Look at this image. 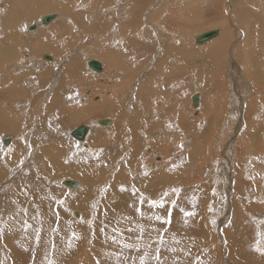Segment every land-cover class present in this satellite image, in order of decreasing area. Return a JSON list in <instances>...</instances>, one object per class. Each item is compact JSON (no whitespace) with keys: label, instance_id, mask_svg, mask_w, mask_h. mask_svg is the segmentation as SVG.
<instances>
[{"label":"rangeland","instance_id":"374dc122","mask_svg":"<svg viewBox=\"0 0 264 264\" xmlns=\"http://www.w3.org/2000/svg\"><path fill=\"white\" fill-rule=\"evenodd\" d=\"M22 1L27 3L22 17L0 10V32L5 31L0 46L11 43L9 50L0 47V80L8 71L14 81L0 96V117L7 115L0 124V264H264V10L251 8L252 0H102L101 7H96L100 0H90L94 9L89 0H51L48 9L33 13L38 0ZM52 13L58 15L52 26L40 23L41 15ZM91 13L96 23L88 22ZM69 15L81 24L69 21L67 27ZM30 22L39 35L27 32ZM49 26L56 28L45 30ZM133 28L144 32L140 40L130 35ZM213 28L220 29L217 36L194 43L197 34ZM148 30L156 45L147 40ZM222 30L228 44L219 48ZM44 36L57 41L45 43ZM92 41V56L74 61L76 51ZM97 50L109 59L97 57ZM45 54L53 60L40 56ZM93 58L102 68L89 67L91 73L106 74L100 80L86 69ZM123 69L132 74L122 77ZM38 75L35 100L27 81ZM20 76L28 84H20ZM153 80L160 97L157 106L153 98L154 110L150 104L147 111L129 109L122 100L131 101L138 91L142 105L141 93ZM165 92L170 99L181 93L182 99L178 95L169 108L162 102ZM194 93L200 94L196 107ZM25 103L29 116L22 125L15 118L22 117L17 108ZM171 109L173 118L167 119ZM43 117L45 125L38 128ZM99 119L110 123L98 124ZM79 125L87 132L76 140L70 131ZM160 126L168 128L165 133ZM34 136L41 142L34 144ZM6 137L14 142L5 146ZM105 154L111 156L109 167ZM47 161L54 164V177ZM63 168L70 176L59 173ZM80 172L94 183L92 191L65 205L82 186ZM150 175L156 178L147 182L151 194L130 189L134 178ZM65 179L78 186L63 184ZM124 192L117 203L111 200Z\"/></svg>","mask_w":264,"mask_h":264},{"label":"bare ground","instance_id":"6f19581e","mask_svg":"<svg viewBox=\"0 0 264 264\" xmlns=\"http://www.w3.org/2000/svg\"><path fill=\"white\" fill-rule=\"evenodd\" d=\"M30 1V0H29ZM40 0H38V2H39ZM37 2V3H38ZM41 2V1H40ZM60 2H61V0H60ZM112 2H114V0L112 1ZM37 3H34L33 4V6H31V8L33 9V13H36L38 10H40L41 9V7H43L44 9H48V6L50 5V4H52V1L51 0H42V2H41V4L40 5H37ZM64 3V2H63ZM91 3H93V0H91ZM79 4V2L78 1H76L75 2V5H76V7H78V6H80V5H78ZM3 5V6H2ZM101 5H104L103 4V1L102 0H100L98 3H97V5H96V7H101ZM250 5H251V8L253 7V9L254 10H264V0H252V3H250ZM5 6H7L6 8H5ZM27 6V3L26 2H23L22 0H0V10H4V8H5V10H12L14 13H15V15L16 16H18V17H22L23 16V12L21 11V10H25V7ZM85 6V4L83 5V6H81V7H84ZM89 6L92 8V9H94L91 5H90V0H89ZM105 6V5H104ZM30 8V7H29ZM30 8V9H31ZM62 8V7H61ZM97 9V8H96ZM108 9H110V7H108V8H105V7H103L102 6V10H108ZM62 10H64V8H62ZM102 10H99V11H102ZM131 11H130V14H132L133 15V13H134V11H136L137 9H136V7L135 6H132L131 7V9H130ZM27 11H29V10H27ZM140 11V10H139ZM143 12V11H142ZM181 14V13H180ZM57 17H58V15H56ZM91 17L90 18H92L93 17V19H96V16H94V14H92L91 13V15H90ZM263 16H264V14H263ZM57 17H55V19L57 18ZM176 17H178V16H176ZM67 19H68V21H67V27H69V25H70V22H71V25H73V26H75V27H78L77 26V24H81L80 23V18L78 17V16H71V15H69V16H67L66 17ZM183 18V17H182ZM55 19H53L52 21H50L49 22V24L51 25L52 23H53V21L55 20ZM184 19H185V17H184ZM107 22H110V21H112L111 20V18L110 17H108L107 19ZM181 20V19H180ZM70 21V22H69ZM132 21V20H131ZM184 21V20H183ZM185 22V21H184ZM185 23H183V25H184ZM52 26V25H51ZM51 26H49V27H47L45 30H47V31H52V30H54L56 27L55 26H53V27H51ZM74 27V28H75ZM28 29H30V31H28ZM26 30H27V32L29 33V34H31L32 36L33 35H39V32H38V29H37V25L33 22V23H28L27 24V26H26ZM101 31V27L99 28L98 27V31ZM143 30H145V29H143ZM223 32L219 35V37L217 38V42H220L219 43V45H218V47L220 48L221 47V45L223 44V45H225V46H227V44L225 43V41H223V39L226 37V33H227V31L226 30H222ZM133 34H135V36H137L138 38H139V40L143 37V35H144V32L143 31H140V30H137V31H134V30H132L131 32H130V35H132L133 36ZM198 35V34H197ZM44 41H45V43H51V42H56L57 40H56V38H54V37H51V36H44ZM223 41V42H222ZM215 42V41H214ZM136 43V42H135ZM134 43V44H135ZM216 43V42H215ZM138 45V44H137ZM133 46H136V45H133ZM214 46H216V45H214ZM213 46V47H214ZM244 47H247V49H248V45L246 46L245 45V42H244ZM128 48H131L130 46L128 47ZM222 48V47H221ZM224 48V47H223ZM38 49H42V47H40V46H38ZM132 49V48H131ZM135 50V49H134ZM130 51H132V50H130ZM212 51L214 52V54H217V49H213L212 48ZM137 53H138V51H136ZM131 53V52H130ZM46 55V54H45ZM45 55H43L42 57L45 59ZM97 57H99V58H101V59H109L108 58V56H105L103 53H101V51H99V50H97V53L95 54ZM132 55V54H131ZM138 55H139V53H138ZM46 56H48L45 60H53V58L50 56V55H46ZM216 57H217V55H216ZM215 57V58H216ZM213 58V57H212ZM218 58V57H217ZM89 61H91V60H89ZM88 61V62H89ZM94 61H96V60H94ZM96 62H98V61H96ZM216 62H217V59H216ZM218 62H219V60H218ZM220 62H222V61H220ZM98 64L100 65V68H98V69H94V68H92L91 66V68L92 69H94V70H96V71H100L101 70V68H102V66H101V64H100V62H98ZM89 65V64H88ZM212 66V65H211ZM126 69V68H125ZM125 69H123V74H122V77H125L126 75H128V76H130L132 73L130 72L129 74H126V71H124ZM138 72H140V71H135V75L138 73ZM176 72V71H175ZM174 72V73H175ZM181 73V71L180 70H178V72H176L175 74H178V73ZM199 72H201V71H199ZM208 72H210V71H208ZM183 73V72H182ZM201 74H203V73H201ZM171 76H173V75H171ZM179 77H180V74L178 75ZM177 75H176V77H178ZM182 76V75H181ZM174 77V76H173ZM178 77V78H179ZM203 77V76H202ZM210 77V76H209ZM172 78V77H171ZM177 79V78H176ZM180 79V78H179ZM187 80V79H186ZM207 80V79H206ZM210 80V79H209ZM36 81H39V79H36ZM31 83H32V80H31ZM178 83V82H177ZM39 86V85H38ZM40 89V88H39ZM167 91V90H166ZM171 93V92H170ZM169 95L170 94H167V93H165L164 95H163V99H162V102H164V103H166L168 106H169V108H171L170 106H172L171 104V101H174L176 98H177V100H178V95L181 97L180 99H182V95H181V93H178V92H176L175 94H174V98H172V99H169ZM23 97H24V95H23ZM179 99V100H180ZM169 103H170V105H169ZM175 103V102H174ZM22 104V103H21ZM24 104V103H23ZM22 104V105H23ZM25 105H26V103H25ZM24 105V106H25ZM174 105V104H173ZM183 104H182V102L180 101V102H176V106H178V108H180L181 106H182ZM27 106V105H26ZM26 106H25V108H26ZM24 108V109H25ZM93 110H94V108L93 107H91ZM23 109V111L22 112H25V110ZM28 109V108H27ZM172 110V109H171ZM103 111H107V109L104 107V110ZM173 111H174V109L172 110V111H169L168 113H167V115H166V118L168 119V115L171 117V118H173ZM35 112V111H34ZM29 115V114H28ZM205 117V116H204ZM202 119V118H201ZM205 120V119H204ZM168 121V120H167ZM170 121H172V120H170ZM202 121H203V119H202ZM162 129L161 130H163L162 131V134H163V132H164V130H166V129H168V128H165V127H163V126H160ZM155 129H156V127H154ZM158 129H160V128H158ZM36 132V131H35ZM34 132V133H35ZM153 132V131H152ZM158 132H159V130H158ZM157 132V134H161V133H158ZM161 132V131H160ZM167 132V131H166ZM165 133V132H164ZM196 137H197V135H195ZM169 137V136H168ZM7 138H9V140H10V142H11V138L10 137H7ZM118 138V137H117ZM204 139V138H203ZM116 140V139H115ZM117 140H119V139H117ZM2 142H3V140H1ZM91 141V140H90ZM196 141H197V139H196ZM11 143H13V141L11 142ZM114 143V142H113ZM3 144H4V142H3ZM6 144V143H5ZM4 144V145H5ZM7 145H9V143L7 144ZM93 145L94 146H96V148L98 149V146H101V144L99 143V142H94L93 143ZM113 145V144H112ZM6 146V145H5ZM100 148V147H99ZM110 148H112V147H109V149ZM105 149V148H104ZM113 149V148H112ZM108 150V149H107ZM103 151V150H102ZM102 153V152H101ZM99 154H100V152H99ZM108 164V163H107ZM227 164H229V163H227ZM71 165H73V164H71ZM78 164H76V166H77ZM109 165V164H108ZM107 165V166H108ZM110 165H111V163H110ZM254 165V164H253ZM75 166V167H76ZM126 166H127V164L125 163L121 168H120V171L121 172H123V171H125L126 170ZM75 167H73V169L72 168H70V169H72V170H74V168ZM83 167H84V164H83ZM253 167V166H252ZM64 169V168H63ZM77 170L78 169H82V166H80V164H79V166H77V168H76ZM75 169V172L77 171ZM69 172L70 170L69 169H64L63 171H60L59 170V173H64V172ZM83 171H84V169H83ZM135 170H133L132 169V172H134ZM78 172V171H77ZM82 172V171H81ZM77 173L80 177H82L81 179V183H82V186H81V188L80 189H77V190H72L73 191V195L72 196H75V198H73V199H67L66 201V203H65V205H67V204H71V203H76L82 196H84L85 194L87 195V194H89L91 191H92V181L90 180V182H88L87 181V179L88 178H84V176L82 175V173ZM85 172V171H84ZM70 173V172H69ZM72 173H73V171H72ZM85 175H86V173H85ZM1 178V177H0ZM154 179H156L154 176H152V175H150V176H148V177H146V178H144V182L146 183V186L144 185V183H143V180L139 177V180H137V179H133V181L135 182V183H132L131 184V187H130V189H135V184H136V182L137 183H140L141 185H138V184H136L137 186H139V190H140V192H141V190L143 191H145V193H143L142 192V194H145V196H147V194H151L152 192V190H153V188H151V186L150 185H148L147 184V182H149V181H152V180H154ZM71 181H73V180H71ZM258 182H259V187H261L262 186V181H261V178L258 180ZM94 184V183H93ZM253 184H255L256 185V183H253ZM121 189L122 190H124V188H122L121 187ZM264 189V188H263ZM109 190H111L110 188H108V191ZM111 191H113V190H111ZM261 191V190H260ZM263 191V190H262ZM261 191V192H262ZM263 193V192H262ZM110 195H114V194H110ZM124 195H127L125 192H124V194L122 193L121 195H117V200L115 201V203H117L118 201H119V199H121L122 198V196H124ZM71 196V197H72ZM64 202H65V200H63ZM103 204V203H102ZM101 204V205H102ZM104 204H106V202H104ZM102 206H104V205H102ZM77 213L78 212H75V216H77ZM214 215V214H213ZM50 218V217H49ZM64 219V218H63ZM60 230V229H59Z\"/></svg>","mask_w":264,"mask_h":264},{"label":"crops","instance_id":"0c3cea01","mask_svg":"<svg viewBox=\"0 0 264 264\" xmlns=\"http://www.w3.org/2000/svg\"><path fill=\"white\" fill-rule=\"evenodd\" d=\"M7 6H5V8H6ZM69 14H71V13H69ZM5 16H8V14H6ZM42 16V15H41ZM41 16H40V18H41ZM86 16H87V14H86ZM1 19H2V17H0ZM5 20L6 19H8L9 20V17H6V18H4ZM88 22L89 23H96V20L93 22V20H91V18H89L88 19ZM140 22H138V23H136L135 24V26L136 27H141V23L139 24ZM11 25V24H10ZM5 26L6 27H9L10 29L12 28V27H10L8 24H5ZM139 27H138V29H139ZM3 28H4V26H3ZM16 33L17 34H19V30H18V27L16 28ZM57 30H59L60 31V35L61 36H64V33H62V31L60 30V29H57ZM133 30H134V28H133ZM154 33V32H153ZM147 40H151V39H153L154 40V42L153 43H155V45H156V39H155V37H153V35H149V30L147 31ZM0 35L2 36V40H4V38H5V31L3 30V31H1L0 32ZM154 35H156V33H154ZM86 36H88V34L86 33ZM61 39V38H60ZM64 41V40H63ZM67 42H68V44H72V42L71 41H69V39H67L66 40ZM65 41V42H66ZM79 41L81 42V40L79 39ZM9 42V40H7V43ZM82 43V42H81ZM80 43V44H81ZM95 44V41H92V42H88V43H86V45H83V46H81L77 51H76V53H75V57H74V61H77V60H79L82 56L83 57H85L86 59L87 58H89L90 56H92V55H89V54H91L90 52H92V51H94V49H95V47L93 46ZM7 44H5L3 47L2 46H0L1 48H6L7 50H9L10 49V47H11V43L10 44H8V47L6 46ZM69 45V46H70ZM68 46V47H69ZM145 46H147V42L145 43ZM101 47V46H100ZM85 48V49H84ZM88 48V51L89 52H87L86 51V49ZM121 50H122V48H121ZM123 51V50H122ZM118 53V52H117ZM124 53V52H123ZM128 53V51L125 49V54H127ZM40 56H43V55H40ZM86 59H85V61H86ZM13 60V59H12ZM89 60V59H88ZM93 60H95L94 58H93ZM98 61V60H97ZM139 61H142L141 59L139 60ZM11 62V61H10ZM86 63V62H85ZM100 64H102L101 62H100ZM87 66V71L91 74V75H93L95 78H97L98 80H100V79H102L104 76H106V74L105 73H103V74H96V73H94L93 74V72L91 73V71L89 70V67H90V65H86ZM3 69H6V71H7V67L6 68H3ZM18 69H21L20 67L18 68ZM17 69V70H18ZM16 71V70H15ZM11 72H14V71H11ZM39 72V71H38ZM77 72H79V70L77 71ZM7 74H6V76H4V78H3V80H0V84L2 85H4V87L5 88H3V90H2V88H0V96L2 95V92H6L7 91V89H8V87L10 86L9 84H13V82H12V80H10L9 78H11L10 77V75L8 76V71L6 72ZM3 74V73H2ZM39 79V75L36 77V79ZM65 77H62L61 76V82H62V79H64ZM1 79V78H0ZM20 79H21V82H20V84H23V83H25V84H30V86H32L31 87V89H30V94H32L31 95V97H36L37 96V94H39L38 92L37 93H35L36 91H38L39 90V88H41V85L39 84V81H34V80H32V85H31V80H29V81H27L28 83H26V81H25V79L22 77V76H20ZM152 79V78H151ZM14 80V79H13ZM96 82H98V81H96ZM155 81L153 80V82L152 81H150V84H149V86H147L146 87V89H145V91H143L141 94H143V97H142V100H145V102H142V105H140L139 106V102H138V100H137V95H138V91H136V92H134L133 93V95H132V97H131V101H127L126 99H123L122 101L124 102V101H126V104L125 105H127V106H129L128 108L130 109V108H132L133 107V109L135 110V108H136V106H137V108L138 109H142L143 107V109L144 110H146V108H145V105L147 106V108H148V106H149V104L153 107V108H150L149 110H154V108L157 106V101H159L160 100V97H158L157 98V94L154 92L155 91V89H154V87L156 86V83H154ZM41 84H44V81L43 80H41ZM92 84H94V83H92ZM39 85V86H38ZM152 85H154V87L152 86ZM60 86H62V85H60ZM152 88V89H151ZM10 89V88H9ZM148 89H150V92L149 91H146V90H148ZM14 90V88H11V92H9L8 93V95L9 94H11L12 92H14L13 91ZM154 90V91H153ZM60 89H58L56 92H55V94L56 95H58V94H60ZM35 93V94H34ZM147 95H146V94ZM166 93V92H165ZM168 94V93H167ZM6 95V94H5ZM164 95V94H163ZM163 95H161V98H162V96ZM10 96V95H9ZM170 97V96H169ZM138 98H140V96L138 97ZM153 98H155L154 99V103H155V105L153 104ZM14 99V98H13ZM17 99V98H16ZM37 99V97L35 98V100ZM56 99H57V106L58 107H60L61 105H62V99H60V95H58V96H56ZM170 99V98H169ZM12 100V99H11ZM97 100L100 102V99H98L97 98ZM9 101V100H8ZM17 101V100H16ZM151 102V103H150ZM17 103H19V102H17ZM17 103H15V104H17ZM171 103H172V101H171ZM9 104V103H8ZM7 104V105H8ZM144 104V105H143ZM4 108L6 107V108H10L9 106L7 107L6 106V101H4ZM12 105V104H11ZM13 105H14V103H13ZM35 107H37L38 109H39V106H40V102L39 101H36L35 102ZM45 105H48V104H45ZM169 105H170V103H169ZM171 105H173V103L171 104ZM161 106V105H160ZM167 106V105H166ZM170 107H172V106H170ZM25 107H20V108H17V110H19L20 111V113L22 114V117H16L15 119H16V121H17V123L19 122V121H21V124L22 125H24L25 124V122H26V120H27V118H26V116L28 117L29 115H28V112H29V106H26V108L24 109ZM28 108V109H27ZM57 108V107H56ZM161 108V107H160ZM21 109H24L25 110V112L24 113H22V111H21ZM6 110V109H5ZM50 110H52V109H50ZM54 111V114L56 115V113H55V110H53ZM68 111H70V110H68ZM67 111V112H68ZM147 111V110H146ZM13 112V111H12ZM37 112V111H36ZM7 113V112H6ZM58 113L59 114H61L59 111H58ZM153 113V112H152ZM13 115H15L14 113H12ZM75 114V111H70V116L71 115H74ZM151 114V113H150ZM55 115H54V118H53V121H54V119H55ZM62 115V114H61ZM152 115V114H151ZM7 115H1V117H0V124H3L2 123V119L4 118V117H6ZM23 116H25V117H23ZM148 116H150V115H147L146 117H147V120H149L150 121V119L148 118ZM153 116V115H152ZM5 120V119H4ZM42 122H40V121H38V125H37V127L38 128H40V125L42 126V125H45L43 122H45L44 121V117H43V119L41 120ZM73 121H74V119H73ZM139 122V121H138ZM124 123V122H123ZM144 123V122H143ZM31 124V123H30ZM59 123L57 122V124H55V125H57L58 126V131H59V133L60 132H62L61 131V127L63 126H60V125H58ZM138 124V123H137ZM64 127V126H63ZM63 134H65L64 132H62ZM108 135L109 134H114V132H112V133H107ZM115 135H113V137H114ZM11 138V142L13 141L14 142V138L13 137H10ZM110 138H112L111 136H109V139ZM5 140H8L7 142L5 141ZM32 140H34V144L35 143H39V142H41V140L40 141H37L36 140V138H35V136L33 137V139ZM58 140H60V138L58 139ZM3 142L4 143H6V144H10L11 142H10V140H9V138H3ZM55 145H56V147H57V143H55ZM46 149H44L43 151H45ZM59 151H60V149H59ZM102 154V157L104 156V154L103 153H101ZM134 154H135V147L134 146H132V148H131V150H130V154H129V157H130V159H132V158H134L133 156H134ZM110 155H106L105 154V159H104V161H108L109 159H110ZM29 158V157H28ZM31 160L32 161H34V159H33V157L31 158ZM61 160H62V158H61ZM113 160V159H112ZM35 162V161H34ZM68 162H70V160L68 161ZM47 163V168H49V169H52V173L50 174V177H54V174H55V172L56 171H54L53 170V166H54V164L52 163V162H46ZM105 163V162H104ZM108 163V162H107ZM53 165V166H52ZM67 165H69V167L71 166V164H69V163H65L64 162V166H67ZM108 165V164H107ZM46 166V165H45ZM108 167H109V165H108ZM37 173H39V172H37ZM119 173H121V171L119 172ZM102 174V171H101V173H100V175ZM105 175V174H104ZM118 176H119V174H117ZM68 176H70V173L68 174V175H65V177H68ZM51 179V178H50ZM142 179V178H141ZM51 180H54V179H51ZM143 180V182H144V179H142ZM103 182H104V180H103ZM151 183V181L149 182V184ZM136 184H138V185H140V183H137L136 182ZM135 184V191H136V189H138L139 188V186H137ZM144 184L146 185V183L144 182ZM148 184V183H147ZM121 187H126V186H123V184L122 185H120ZM120 187V188H121ZM114 189H116L115 187H114ZM117 190V189H116ZM127 191H131L130 189L128 190L127 189ZM134 192H132V194H133ZM111 200H114V202L117 200V199H111ZM67 205H69V204H67ZM72 205V204H71ZM118 205V204H117ZM9 212V211H8ZM74 214H75V212H74Z\"/></svg>","mask_w":264,"mask_h":264},{"label":"water","instance_id":"95a60500","mask_svg":"<svg viewBox=\"0 0 264 264\" xmlns=\"http://www.w3.org/2000/svg\"><path fill=\"white\" fill-rule=\"evenodd\" d=\"M55 17H57L55 13L43 14L40 18V23L48 24L50 21L55 19ZM219 33H220V29H217V28L207 30L205 32H202V33L196 35L194 43L197 45L202 44V43L212 39L213 37L217 36ZM44 57L46 59L48 56L45 55ZM88 64L94 69L100 68V65L98 64V62H96L94 60L89 61ZM191 98H192V105L194 107H196L198 105V101L200 99V94L194 93V94H192ZM109 123H110L109 120H105V119H103V120L99 119L98 120V124H101V125L109 124ZM86 132H87V127L85 125H79L70 131V135L76 140H81L85 137ZM5 141L7 142L8 140H5ZM62 183L65 185L73 186V187L78 186L77 182L67 180V179L63 180Z\"/></svg>","mask_w":264,"mask_h":264},{"label":"snow or ice","instance_id":"6c2138e0","mask_svg":"<svg viewBox=\"0 0 264 264\" xmlns=\"http://www.w3.org/2000/svg\"><path fill=\"white\" fill-rule=\"evenodd\" d=\"M152 203H153V204H155V203H156V201H152ZM157 218L159 219V217H157Z\"/></svg>","mask_w":264,"mask_h":264}]
</instances>
